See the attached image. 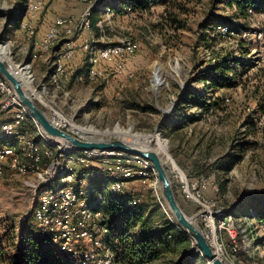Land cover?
I'll return each instance as SVG.
<instances>
[{
  "label": "rangeland",
  "instance_id": "rangeland-1",
  "mask_svg": "<svg viewBox=\"0 0 264 264\" xmlns=\"http://www.w3.org/2000/svg\"><path fill=\"white\" fill-rule=\"evenodd\" d=\"M17 1L0 0L1 41L8 24L18 25ZM167 1L150 4L146 10H133L113 0H45L44 11L50 4L62 5L65 12H59V16L79 18L89 9L90 37L96 49L124 39L136 44L135 53L127 60L131 78L109 73L94 82L80 80L79 70L69 71L66 64L61 90L51 96V104L71 117L80 131L92 127L112 131L118 125L123 130L131 127L132 134L155 136V128L160 132L159 125L172 112L179 93L188 89L204 93L199 82L204 71L220 59L229 62L230 70L218 71L229 86L204 94L203 100L209 103L204 110L180 106L177 115L190 118L169 136L160 132L159 139L166 143L169 157L160 155L174 190L175 171L182 170L189 177L209 175L218 185V200L223 206L237 210V217L255 213L264 205V9L253 10V15L242 19L219 0ZM110 4L119 11H111ZM228 22L234 26H230V33L218 34L216 27ZM177 23L183 27L176 31ZM249 28L261 31L262 37L243 36ZM1 50L6 55L7 47L1 46ZM239 62L244 66H238ZM156 68L158 86L152 81ZM119 137L140 142L128 135ZM154 145L150 147L155 149ZM174 165L176 170H172ZM33 198V192L17 176H6L0 182V264H16L21 260V250L29 246L26 240L33 241ZM178 203L188 209L187 213L183 210L187 215L193 213L192 204L181 197ZM154 220L160 226L169 219L160 211ZM254 231L247 228L238 233V239L254 247ZM133 233L138 237L139 228L135 227ZM37 238L36 244L47 248L48 244ZM257 244L260 246L254 256L264 264V243ZM190 253H199L192 243L186 254ZM179 256L168 254L151 264H176Z\"/></svg>",
  "mask_w": 264,
  "mask_h": 264
},
{
  "label": "built area",
  "instance_id": "built-area-1",
  "mask_svg": "<svg viewBox=\"0 0 264 264\" xmlns=\"http://www.w3.org/2000/svg\"><path fill=\"white\" fill-rule=\"evenodd\" d=\"M22 4L19 27L25 31L26 38L32 40L33 57L40 52H51L47 59L49 82L37 81L31 64L18 61L9 42L0 41V46L7 47L6 65L20 80V74L26 71L31 87L24 86L21 80L24 89L56 127L73 135L86 136L71 117L51 104L50 98L61 90L66 61L75 53L76 37L84 30L91 33V12L86 9L79 18L55 17L44 35L36 39V20L44 10L45 0H23ZM248 14L253 15V9H248ZM229 28V25H218L216 31L224 36L230 33ZM243 36L259 39L262 32L249 28ZM58 41H62L61 47L52 52L53 44ZM79 47L87 56L78 79L94 82L109 73L133 76L127 69V60L135 53L134 41L124 39L96 49L95 41L89 37ZM0 115L3 118L0 124V182L6 176H17L33 192L34 233L70 263L120 264L112 248L119 239L110 227L112 213L105 210L104 193L129 194L127 205L135 206L142 200L141 192L149 189L160 211L174 223L160 195L155 169L148 159L121 151H79L63 140L48 137L1 74ZM105 178L108 182L103 181ZM173 178L181 196L194 206L190 214L194 223L222 263L259 264L254 252L260 246L257 243H264V223L256 220L255 213L237 217L233 208L209 196V191L214 194L219 191L209 175L189 177L178 170ZM247 228L255 229L254 247L238 239V233Z\"/></svg>",
  "mask_w": 264,
  "mask_h": 264
},
{
  "label": "trees",
  "instance_id": "trees-1",
  "mask_svg": "<svg viewBox=\"0 0 264 264\" xmlns=\"http://www.w3.org/2000/svg\"><path fill=\"white\" fill-rule=\"evenodd\" d=\"M162 1L164 0H113V3L127 6L133 10H146L150 4L154 5ZM219 2L223 3L225 7L232 9L234 15L242 19L247 18L248 9L250 8L255 11H262L264 9V0H219ZM108 7L111 11H119V7L113 4H110ZM226 24L231 27L233 26L229 22ZM181 27L183 25L177 23L176 27L174 26V30L177 31ZM237 65L244 66L240 62ZM226 70H230L229 62L220 59L214 66L208 67L199 79V82L203 84L204 93H201L197 89H188L179 93L177 104L159 125L160 132L164 136H169L185 126V122L190 117L177 115L180 106L187 104L188 107L197 106L201 110L206 109L209 103L203 100L205 98L202 96L209 92V90H217L218 88L229 86L226 77L221 72H218H225ZM2 121L3 118L0 115V124ZM103 181L108 182V179L105 178ZM174 193L177 201L179 197L185 200L178 190H174ZM103 196L105 210L112 213L110 227L116 232L119 239V242L114 244L112 248L115 251L116 260L120 264H151L161 257L172 253L180 254L176 264H193L197 261H205V258L199 253H196V255L192 253L186 254L190 249L191 241L177 225L170 220L164 221L160 226L155 222L154 218L160 212V206L149 189L145 190L141 202L135 206L127 205V199L130 197L129 194L111 195L104 193ZM262 206L263 208L260 207L261 209L255 212V218L264 223V205ZM183 210L187 213L188 209ZM233 212L236 214L237 210L233 209ZM135 227L139 228L138 237L133 235ZM32 234L37 238L34 231H32ZM34 236H32V242L26 240L29 246L21 250L19 254L21 260L16 261V264H72L49 245L47 248L41 249L36 244L37 240L36 238L34 239ZM26 239H29L28 236ZM2 256L3 253L0 248V262L3 261Z\"/></svg>",
  "mask_w": 264,
  "mask_h": 264
},
{
  "label": "water",
  "instance_id": "water-1",
  "mask_svg": "<svg viewBox=\"0 0 264 264\" xmlns=\"http://www.w3.org/2000/svg\"><path fill=\"white\" fill-rule=\"evenodd\" d=\"M1 41V40H0ZM0 74L14 90L17 98L25 106L30 115L36 121L40 129L50 138L63 140L79 151H121L134 154L148 159L156 172L159 192L169 210L174 224L177 225L190 239L194 248L210 264H223L219 257L213 252L205 239L202 230L194 223L193 218L187 215L178 203L169 174L162 160V156L152 147L134 145L132 141L125 140L115 134L105 136H82L70 134L56 127L48 118L42 107L26 92L19 77H17L6 65L0 56ZM167 112L163 114L165 116ZM118 125H115V127ZM128 129H131L129 127ZM155 134L160 136L158 128Z\"/></svg>",
  "mask_w": 264,
  "mask_h": 264
},
{
  "label": "crops",
  "instance_id": "crops-1",
  "mask_svg": "<svg viewBox=\"0 0 264 264\" xmlns=\"http://www.w3.org/2000/svg\"><path fill=\"white\" fill-rule=\"evenodd\" d=\"M55 3V2H52ZM17 9L18 11L16 12L15 16L17 18V26L13 25L11 23L8 24L7 32H4V40L3 41H8L10 44V49L12 52L15 54V58L19 61H27L31 64V70L36 78L37 81H44L46 84H48V65H47V59L50 56L51 52H40L36 57H33V51H32V40H29L26 38V33L19 27V21L21 19V14L23 13L22 6V0H19V3L17 1ZM50 4L46 10L42 11L40 15H38L37 20H36V39H40L49 25L53 22L55 17L59 16V12L63 13L65 12L62 9V5H54ZM64 14V13H63ZM74 18V17H73ZM3 33V32H2ZM90 34L87 31H83L80 36L76 37L75 39V53L73 57L66 61L67 64V70H74L76 68V71L79 70V72L83 69V67L86 65V53L79 47L80 43L85 39L89 38ZM62 41H58L53 44L51 51H57L61 47ZM30 81V78H28ZM31 82V81H30ZM142 196L145 194V190L142 192ZM209 196L212 197H217V194H214L213 192H208ZM261 254V253H260Z\"/></svg>",
  "mask_w": 264,
  "mask_h": 264
},
{
  "label": "bare ground",
  "instance_id": "bare-ground-1",
  "mask_svg": "<svg viewBox=\"0 0 264 264\" xmlns=\"http://www.w3.org/2000/svg\"><path fill=\"white\" fill-rule=\"evenodd\" d=\"M0 56L5 58L6 55L2 52L1 50V46H0ZM26 71H24L23 73L20 74L21 80L24 84V86L26 87H31V83L28 81L27 76L25 75ZM153 83L158 86L160 84V76L158 73V68L155 69L154 71V76L152 79ZM38 94V93H36ZM118 126H116L112 131L110 130H105V131H100L98 129H95L94 127H92L93 129H88L86 131H82L85 135H89V136H105L108 134H115V135H128V137L134 139V141H140L139 143L137 142H133L134 145H138V146H143V147H150V144L154 145V142L156 143L154 145L155 150L159 153H161V155L165 158V157H169L168 153H167V149H166V143L164 142V140L159 139L158 135L155 136H150L148 134H132L131 129L128 130H123V129H119L117 128ZM156 136H158V138L156 139ZM154 149V148H153ZM177 167L174 165L172 170H176ZM210 264V263H209Z\"/></svg>",
  "mask_w": 264,
  "mask_h": 264
}]
</instances>
